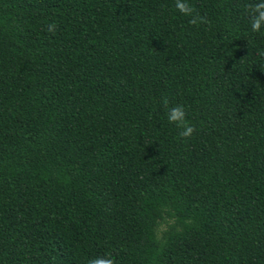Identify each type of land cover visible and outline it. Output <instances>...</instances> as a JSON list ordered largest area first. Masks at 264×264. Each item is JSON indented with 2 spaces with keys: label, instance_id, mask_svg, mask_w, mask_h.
Instances as JSON below:
<instances>
[{
  "label": "trees",
  "instance_id": "1",
  "mask_svg": "<svg viewBox=\"0 0 264 264\" xmlns=\"http://www.w3.org/2000/svg\"><path fill=\"white\" fill-rule=\"evenodd\" d=\"M180 2L0 0V264H264V0Z\"/></svg>",
  "mask_w": 264,
  "mask_h": 264
},
{
  "label": "clouds",
  "instance_id": "2",
  "mask_svg": "<svg viewBox=\"0 0 264 264\" xmlns=\"http://www.w3.org/2000/svg\"><path fill=\"white\" fill-rule=\"evenodd\" d=\"M177 9L183 13V14H191L193 12V9L190 5L180 2V0H177L176 4ZM253 13L252 17V30L253 31H259L261 27V23L264 22V2L257 3L255 5H249L248 6ZM255 13H258V16L255 15ZM202 23H207L206 20L203 18H200ZM190 23L195 24L196 19H193L190 21ZM55 25H49V31H53ZM165 104L167 105V101L165 100ZM169 122H175L177 123L178 127H183L184 131L180 133L181 137H190L195 131V128L190 126L186 120H185V112L183 109V106H176L172 107L168 116ZM89 264H113V261L111 259H94L89 261Z\"/></svg>",
  "mask_w": 264,
  "mask_h": 264
},
{
  "label": "rangeland",
  "instance_id": "3",
  "mask_svg": "<svg viewBox=\"0 0 264 264\" xmlns=\"http://www.w3.org/2000/svg\"><path fill=\"white\" fill-rule=\"evenodd\" d=\"M164 227H165V225L164 224H161V225L158 226V228L156 230V239L158 241H160V234L164 230Z\"/></svg>",
  "mask_w": 264,
  "mask_h": 264
}]
</instances>
